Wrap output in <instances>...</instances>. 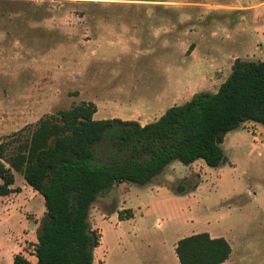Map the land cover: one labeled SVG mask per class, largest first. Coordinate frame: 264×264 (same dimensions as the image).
<instances>
[{"label":"rangeland","instance_id":"obj_1","mask_svg":"<svg viewBox=\"0 0 264 264\" xmlns=\"http://www.w3.org/2000/svg\"><path fill=\"white\" fill-rule=\"evenodd\" d=\"M236 58L264 60V0H0V141L89 100L96 119L144 122L217 91ZM222 147L218 167L175 160L97 197L93 264H180L176 242L199 232L228 240L224 264H264V124L243 123ZM14 175L20 191L0 196V264L35 261L45 211ZM127 208L134 216L119 220Z\"/></svg>","mask_w":264,"mask_h":264},{"label":"trees","instance_id":"obj_2","mask_svg":"<svg viewBox=\"0 0 264 264\" xmlns=\"http://www.w3.org/2000/svg\"><path fill=\"white\" fill-rule=\"evenodd\" d=\"M95 112L82 101L0 141V196L20 191L12 187L19 172L45 206L35 261L16 253L12 264H93L101 234L89 214L97 197L123 182L145 185L175 160L224 164L226 134L248 121L264 124V60L236 58L217 91L197 92L144 125L95 119ZM117 213L119 220L134 216L130 208ZM231 252L227 239L208 232L175 246L180 264H221Z\"/></svg>","mask_w":264,"mask_h":264},{"label":"crops","instance_id":"obj_3","mask_svg":"<svg viewBox=\"0 0 264 264\" xmlns=\"http://www.w3.org/2000/svg\"><path fill=\"white\" fill-rule=\"evenodd\" d=\"M167 87V86H166ZM166 87H165V89L163 90V92L159 95V94H155V96H154V99H156V100H163V99H166V95L168 94V92H169V87H167V89H166ZM98 90H99V88H98ZM95 92H96V90H95ZM157 95V96H156ZM90 102H93L95 105H96V103L92 100H89ZM96 112H97V105H96ZM96 112L94 113V115H93V117L95 118V114H96ZM164 113V112H163ZM162 113V114H163ZM162 114H159L158 116H161ZM148 115L149 114H147L146 113V115H144L145 116V118H144V122H141L139 119H136V118H133V119H135V121H137L139 124H141V125H144V124H147V123H149V122H152L153 120H156L157 118H158V116H156V114H153L152 115V118H148ZM143 115H141V117H142ZM143 116V117H144ZM140 117V116H139ZM96 119V118H95ZM150 119H153L152 121L150 120ZM146 121V122H145ZM210 236L211 237H218V236H215L214 234H210ZM177 243V242H176ZM175 246H176V244H175ZM232 253V252H231ZM176 254V253H175ZM177 256V255H176ZM230 256H231V254H230ZM230 258V257H229ZM228 258V259H229ZM178 259V258H177ZM227 259V260H228ZM226 260V261H227ZM226 261H224L223 263H221V264H224ZM34 262V261H33Z\"/></svg>","mask_w":264,"mask_h":264}]
</instances>
